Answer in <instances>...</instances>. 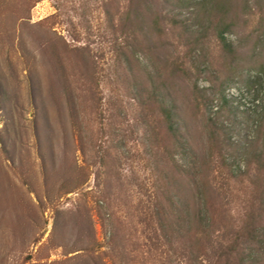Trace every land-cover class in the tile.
<instances>
[{
  "label": "rangeland",
  "instance_id": "rangeland-1",
  "mask_svg": "<svg viewBox=\"0 0 264 264\" xmlns=\"http://www.w3.org/2000/svg\"><path fill=\"white\" fill-rule=\"evenodd\" d=\"M202 2L0 0V264H264V0Z\"/></svg>",
  "mask_w": 264,
  "mask_h": 264
},
{
  "label": "trees",
  "instance_id": "trees-1",
  "mask_svg": "<svg viewBox=\"0 0 264 264\" xmlns=\"http://www.w3.org/2000/svg\"><path fill=\"white\" fill-rule=\"evenodd\" d=\"M149 2V6H145V2ZM182 1V0H179ZM157 0H130V10L127 14L128 17H134L137 21L135 22V25H133V29H135V31H133L135 34L137 32L138 29H140V31H143V25H146V28L148 29L147 31L149 33H162L163 30L159 24V20L156 18L153 21V25H149V22H147V20L145 19L146 16H153L155 15L156 17V13L154 12L155 6H156ZM232 4L231 0H203V2L200 4L202 6L205 7L206 11H210L209 12V16L208 19L212 20L213 18H215L216 16L220 15L222 16L219 20V22L217 23L218 28H220L217 32V37L219 39V41L221 42V44L223 45V47L226 49V51H228L230 54H233V49L231 48V46H229V44L226 42L225 39V32L226 30L229 29V27H232L233 24H227V17L229 14V9H230V5ZM146 7V8H145ZM213 9V10H212ZM212 10V11H211ZM212 26H214L213 21H212ZM224 29H222L221 27H225ZM145 31V30H144ZM56 49L53 48V52L56 55ZM264 73V71H262ZM66 91V90H65ZM65 95H69V93L66 91ZM223 97V96H222ZM223 102L226 103V99L225 97L222 98ZM160 113L162 115V118L164 120V123L166 125V129H167V134L168 137H170L172 140H179L182 137L181 132L178 130V127L176 126V122H175V118H176V113H175V106L174 105H167L165 102H160L157 101ZM263 107V113L261 114V118L264 120V105ZM53 152V150L51 151Z\"/></svg>",
  "mask_w": 264,
  "mask_h": 264
}]
</instances>
